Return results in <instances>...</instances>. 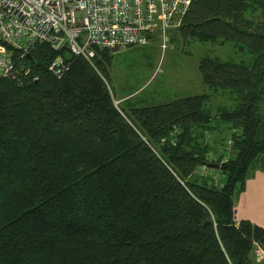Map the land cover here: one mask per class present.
Returning <instances> with one entry per match:
<instances>
[{
    "label": "trees",
    "instance_id": "trees-1",
    "mask_svg": "<svg viewBox=\"0 0 264 264\" xmlns=\"http://www.w3.org/2000/svg\"><path fill=\"white\" fill-rule=\"evenodd\" d=\"M173 31L198 51L203 93L150 106L114 99L117 50L89 61L46 44L11 51L0 264H254L264 229L233 211L264 169V0H193Z\"/></svg>",
    "mask_w": 264,
    "mask_h": 264
},
{
    "label": "built area",
    "instance_id": "built-area-1",
    "mask_svg": "<svg viewBox=\"0 0 264 264\" xmlns=\"http://www.w3.org/2000/svg\"><path fill=\"white\" fill-rule=\"evenodd\" d=\"M192 0H0V78L14 74L11 51L20 57L38 44L89 61L94 50L114 51L163 39ZM163 48V45H161ZM62 57L49 66L59 78ZM253 253L264 258V238Z\"/></svg>",
    "mask_w": 264,
    "mask_h": 264
},
{
    "label": "rangeland",
    "instance_id": "rangeland-1",
    "mask_svg": "<svg viewBox=\"0 0 264 264\" xmlns=\"http://www.w3.org/2000/svg\"><path fill=\"white\" fill-rule=\"evenodd\" d=\"M174 29H168L163 39L154 38L143 46L110 53L108 83L114 99L130 94L129 103L141 107L203 93L196 69L198 51L179 41L171 42ZM215 101L221 104L219 99ZM260 108L264 111V104ZM222 137L226 138L227 133L223 132ZM234 210L252 218L264 217V169L260 166L247 176L235 197Z\"/></svg>",
    "mask_w": 264,
    "mask_h": 264
},
{
    "label": "crops",
    "instance_id": "crops-1",
    "mask_svg": "<svg viewBox=\"0 0 264 264\" xmlns=\"http://www.w3.org/2000/svg\"><path fill=\"white\" fill-rule=\"evenodd\" d=\"M121 99V98H120ZM233 219L235 223H237L239 220H248L251 223L258 225L264 229V217H258V218H252L244 213H237L235 210L233 211ZM253 262L254 264H264V258L263 257H256L253 254Z\"/></svg>",
    "mask_w": 264,
    "mask_h": 264
},
{
    "label": "water",
    "instance_id": "water-1",
    "mask_svg": "<svg viewBox=\"0 0 264 264\" xmlns=\"http://www.w3.org/2000/svg\"><path fill=\"white\" fill-rule=\"evenodd\" d=\"M209 167H215L217 168L218 167V164H208Z\"/></svg>",
    "mask_w": 264,
    "mask_h": 264
}]
</instances>
